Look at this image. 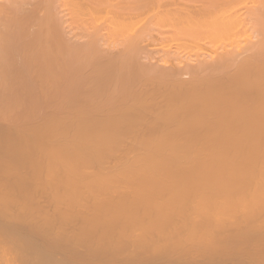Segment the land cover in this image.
<instances>
[{
	"label": "bare ground",
	"instance_id": "6f19581e",
	"mask_svg": "<svg viewBox=\"0 0 264 264\" xmlns=\"http://www.w3.org/2000/svg\"><path fill=\"white\" fill-rule=\"evenodd\" d=\"M0 264H264V0H0Z\"/></svg>",
	"mask_w": 264,
	"mask_h": 264
},
{
	"label": "rangeland",
	"instance_id": "374dc122",
	"mask_svg": "<svg viewBox=\"0 0 264 264\" xmlns=\"http://www.w3.org/2000/svg\"><path fill=\"white\" fill-rule=\"evenodd\" d=\"M160 43H161L163 46H165V44H166V42H165V43H164V42L162 43L161 41L159 42V44H160ZM163 46H160V47H163Z\"/></svg>",
	"mask_w": 264,
	"mask_h": 264
}]
</instances>
